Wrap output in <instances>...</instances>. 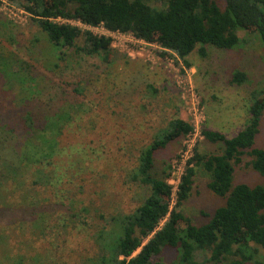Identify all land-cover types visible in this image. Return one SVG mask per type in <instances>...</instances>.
<instances>
[{
  "label": "rangeland",
  "instance_id": "374dc122",
  "mask_svg": "<svg viewBox=\"0 0 264 264\" xmlns=\"http://www.w3.org/2000/svg\"><path fill=\"white\" fill-rule=\"evenodd\" d=\"M25 7L24 0H0V61L8 67L7 75L0 73V115L17 122L19 108L26 109L39 125L44 114L67 112L57 137L61 155L53 157L60 159L63 178L47 192L39 190V198L35 187L30 193L26 185L13 189L14 196L3 194L13 205L0 206V236L5 237L0 264H14L19 257L22 264H32L33 256L35 264H98L99 230L109 228L111 216L131 211L147 194L144 186L124 181L136 148L155 131L147 126L158 127L173 116L193 123L194 107L201 131L237 134L248 119L249 93L264 90V48L256 33L239 30L238 47L207 46L205 57L194 50L179 58L171 52L163 54L156 41L147 46L121 40L111 45L112 53L103 60L101 55L76 51L84 43L81 36L73 46L50 42ZM77 26L102 34L99 28ZM235 70L245 73L241 85L231 83ZM260 126L257 147L264 144V115ZM14 134L19 140V133ZM183 142L184 137L157 154L169 162L170 179L175 177L173 165ZM216 147L203 138L195 146L202 154ZM247 160L235 168L234 182L264 183V174L254 171ZM208 181L207 174L197 170L190 196L179 207L196 225L205 223L224 203L207 187ZM70 197L77 210L85 206L88 212L70 215L66 206ZM170 203L172 207L175 199L171 197ZM39 218L43 225L32 234L30 222L35 219L36 224ZM14 223L15 230L5 229ZM174 256L168 250L166 260Z\"/></svg>",
  "mask_w": 264,
  "mask_h": 264
},
{
  "label": "trees",
  "instance_id": "16d2710c",
  "mask_svg": "<svg viewBox=\"0 0 264 264\" xmlns=\"http://www.w3.org/2000/svg\"><path fill=\"white\" fill-rule=\"evenodd\" d=\"M24 3L50 42L73 46L81 36L84 43L76 46V51L101 55L103 60L112 53L109 37L57 19L129 32L147 42L156 41L163 54L171 52L179 58L194 50L205 57L207 46L221 50L236 48L241 42L239 30L256 33L264 48V0H24ZM7 70V65L0 61V73L7 75ZM245 81L244 72L232 73V84L241 85ZM249 94L248 119L237 134L227 137L218 131L202 130L205 143L216 145L217 149L208 154L194 149L180 176L172 207L171 166L157 154L170 143L180 141L193 126L179 116L158 127L147 126L154 133L136 148L133 164L124 171L125 183H138L146 188L147 194L131 211L111 216L109 228L99 230L98 264H264V183L234 182L235 168L245 158L254 171L264 174V144L255 145L264 115V90L256 88ZM24 101L27 100L21 103ZM19 109L17 122L0 115V206L13 205L7 201V194L16 195V191L12 192L15 188L26 185L32 193L35 187L39 198V190L47 192L63 178L58 170L60 159L53 157L56 153L61 155L57 137L65 127L63 118L67 112L44 114L42 124L38 125L32 112ZM17 132L19 140L14 134ZM196 169L207 174V187L224 200L200 225L179 209L190 196ZM10 186L14 188L9 189ZM72 197L66 205L70 215L88 212L85 206L77 210L79 206ZM42 222L43 218L37 219L36 224L32 220L30 232L35 234ZM15 226L16 223L10 224L5 229L15 230ZM3 238L0 236L1 245L5 242ZM168 250L175 253L171 260H166ZM1 259L4 260L3 256ZM22 261L23 257H19L14 264Z\"/></svg>",
  "mask_w": 264,
  "mask_h": 264
},
{
  "label": "built area",
  "instance_id": "2783aa9c",
  "mask_svg": "<svg viewBox=\"0 0 264 264\" xmlns=\"http://www.w3.org/2000/svg\"><path fill=\"white\" fill-rule=\"evenodd\" d=\"M57 21L62 22V23H69V24H72L75 26L82 24L85 27H89V28H99L101 30V33H102L100 35L109 37L111 39V45L114 47L119 45L121 40L131 42L134 45L140 44V45L150 46L149 42H147L143 39L136 38L134 35H132L129 32L125 33V32H120V31H110V30L105 29L102 25L93 27V26L83 24L77 20L57 19ZM192 110H193V116H194V122L191 123L193 126V130L190 133H188L187 135H185V137H184L182 150L179 152V154L175 160V163L173 165V168L175 169V172H173L175 177L169 179V183L172 185V196H171L172 200L175 199V192L177 189V184L180 181V176L183 173V169L185 167V164H186L187 160L193 156L194 149L196 146V142L203 138V135L201 133L202 131L198 127V122L200 121V119H199V117L196 116V108L193 107Z\"/></svg>",
  "mask_w": 264,
  "mask_h": 264
}]
</instances>
